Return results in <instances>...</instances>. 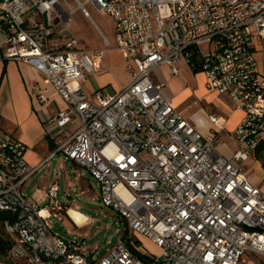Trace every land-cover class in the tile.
<instances>
[{"label":"built area","instance_id":"1","mask_svg":"<svg viewBox=\"0 0 264 264\" xmlns=\"http://www.w3.org/2000/svg\"><path fill=\"white\" fill-rule=\"evenodd\" d=\"M74 1L75 8L65 0H0L1 56L32 65L65 104L47 120L59 133L48 159L61 152L87 169L99 183L101 202L159 252L141 250L142 259L120 237L95 258L53 232L52 214L22 192L39 166L28 165L19 138L0 130V211L15 216L3 223L12 242L8 258L27 264H239L250 253L264 264V192L239 166L264 138V79L252 46L254 38L264 39V0ZM87 1L111 17L115 48L125 59L129 81L113 92L88 93L82 84L102 73L104 53L80 48L70 31L76 9L89 17ZM184 64L203 73L207 89L244 111L231 157L216 152L215 132L196 129L163 97V84L153 82L159 67L177 76ZM210 121L220 127L216 117ZM47 196L62 220L66 204L57 183Z\"/></svg>","mask_w":264,"mask_h":264},{"label":"crops","instance_id":"2","mask_svg":"<svg viewBox=\"0 0 264 264\" xmlns=\"http://www.w3.org/2000/svg\"><path fill=\"white\" fill-rule=\"evenodd\" d=\"M4 42L5 33L0 27V130L14 135L26 145L25 160L32 168L39 166L36 171L38 172L57 147L56 139L59 133L47 124V120L63 110L65 104L53 88L44 81L43 75L32 65L2 58ZM252 46L257 72L264 79V39L254 38ZM115 50L125 62L123 54L116 48ZM103 73L89 76L93 83L89 87L90 92L86 90L89 79L86 78L83 81V87L88 93H93L99 88H106L113 92L118 86H125L129 81L127 74L118 86L106 85L104 81L101 83L102 86H99L96 81L97 78L102 77ZM152 79L155 84H163L160 89L163 97L196 129L203 133L215 132L218 154L225 157L232 156L238 148V142L232 138V135L244 117L242 109L235 108L227 95L207 89L203 73L192 69L187 64L182 66L177 76H171L168 67L161 66L155 70ZM196 85L199 87L197 88ZM40 96H43L45 100H41ZM194 96L204 105L184 116L183 101ZM211 116L219 119V128L210 121ZM239 166L241 169L244 167L242 171L248 180L264 192V159L258 158L255 151L241 161ZM260 262V257L249 253L239 264H259Z\"/></svg>","mask_w":264,"mask_h":264},{"label":"rangeland","instance_id":"3","mask_svg":"<svg viewBox=\"0 0 264 264\" xmlns=\"http://www.w3.org/2000/svg\"><path fill=\"white\" fill-rule=\"evenodd\" d=\"M72 8L77 4L74 0H65ZM84 2L85 0H81ZM89 17H84L81 10L76 9L71 14L70 31L77 38L82 49H104L101 71L102 77L97 78L100 86L104 81L106 85L118 86L127 76L125 62L115 50L114 31L112 19L103 11L98 10L93 3L85 2ZM96 27L110 41L105 47L103 39ZM202 51L208 50V44L200 46ZM86 83L88 89L93 84L91 77ZM199 82V80H198ZM102 86V85H101ZM104 86V85H103ZM199 85H196V87ZM109 87V86H108ZM197 87V88H198ZM196 88V89H197ZM204 104L196 96L183 101L185 106L183 114L187 116L195 108ZM244 170V167L242 168ZM56 182L59 189V200L66 204L65 212L59 215L58 220L48 206L47 190ZM83 191V192H82ZM27 199L36 206L46 207L52 214L49 225L52 231L60 237L74 242L78 249L86 256L93 255L98 258L105 254L125 232V222L111 207L105 206L100 200L99 183L91 176L87 169L68 160L63 153H56L32 176L22 187ZM0 232H3L0 226ZM130 236H133L130 233ZM141 242V250L147 255H157L158 248L143 237L137 238ZM0 264H27L24 261H12L8 257L0 256Z\"/></svg>","mask_w":264,"mask_h":264},{"label":"trees","instance_id":"4","mask_svg":"<svg viewBox=\"0 0 264 264\" xmlns=\"http://www.w3.org/2000/svg\"><path fill=\"white\" fill-rule=\"evenodd\" d=\"M256 156L258 158L264 159V140H261L258 148L256 149ZM15 219V216L7 211H0V226L3 230V223L5 221H13ZM125 232L122 236V238L125 240V242L130 245V242L133 243L132 245V250L134 253L138 254L142 259H147L145 255L142 254L141 252V242L135 237V236H130V231L125 223ZM11 240L10 238L3 232H0V256L1 257H8V251L11 247Z\"/></svg>","mask_w":264,"mask_h":264}]
</instances>
